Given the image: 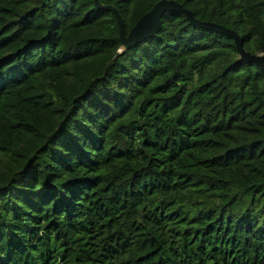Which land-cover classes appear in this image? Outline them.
<instances>
[{"label":"trees","instance_id":"trees-1","mask_svg":"<svg viewBox=\"0 0 264 264\" xmlns=\"http://www.w3.org/2000/svg\"><path fill=\"white\" fill-rule=\"evenodd\" d=\"M158 0L112 5L125 33ZM264 52V0H174ZM93 0H0V264H264V69L166 12L118 53Z\"/></svg>","mask_w":264,"mask_h":264},{"label":"water","instance_id":"water-1","mask_svg":"<svg viewBox=\"0 0 264 264\" xmlns=\"http://www.w3.org/2000/svg\"><path fill=\"white\" fill-rule=\"evenodd\" d=\"M93 1L99 11L111 12L116 20L120 41V46L118 48L119 54H123L143 41L155 37L159 31L163 14L166 12H173L183 14L185 19L195 27L223 34L231 38L234 41L241 62L254 64L257 67L264 69V52L257 55L251 54L244 49L243 39L233 30L227 29L216 23L204 22L196 19L191 11L185 9L181 4L174 0H158L152 9L143 15L127 34L125 33L123 19L115 7L112 5H104L100 3L99 0Z\"/></svg>","mask_w":264,"mask_h":264}]
</instances>
